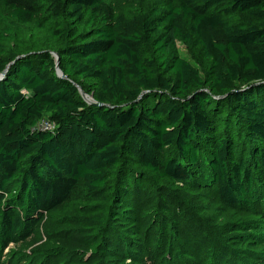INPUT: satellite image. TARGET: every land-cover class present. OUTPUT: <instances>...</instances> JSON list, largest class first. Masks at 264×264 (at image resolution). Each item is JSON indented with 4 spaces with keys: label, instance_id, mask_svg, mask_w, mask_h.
Listing matches in <instances>:
<instances>
[{
    "label": "trees",
    "instance_id": "16d2710c",
    "mask_svg": "<svg viewBox=\"0 0 264 264\" xmlns=\"http://www.w3.org/2000/svg\"><path fill=\"white\" fill-rule=\"evenodd\" d=\"M44 117L54 130L34 129ZM152 174L264 217V0H162L131 15L109 0H0V255L78 187L141 237ZM181 200L168 209L184 212ZM124 236L110 254L165 247ZM220 249L216 264H238L242 252Z\"/></svg>",
    "mask_w": 264,
    "mask_h": 264
},
{
    "label": "rangeland",
    "instance_id": "374dc122",
    "mask_svg": "<svg viewBox=\"0 0 264 264\" xmlns=\"http://www.w3.org/2000/svg\"><path fill=\"white\" fill-rule=\"evenodd\" d=\"M109 1L118 13L131 15L148 10L162 0ZM34 33L29 30L28 36ZM179 46L182 55L190 58L184 44L179 42ZM171 152L174 150L164 153ZM142 188V195L136 202V213L142 221L141 237L129 233V225L110 220L115 208L112 201L105 205L89 202L78 187L65 207L48 214L39 223L32 237L6 248L0 255V264H56L57 258L64 260V256L74 257L70 262L73 264H216L217 257L224 256L220 244L242 252L239 253L240 261L264 264V217L255 216L258 212L255 205L248 210L223 206L204 188L195 186L194 191L181 190L156 174L143 178ZM167 194H171L169 201ZM181 197L184 212H171L168 206ZM95 216L98 218L93 220ZM126 233L151 250L157 245L165 247L160 253L156 252L159 248L149 253L144 249L137 261L115 255L116 251L110 254L108 244L112 240L125 244Z\"/></svg>",
    "mask_w": 264,
    "mask_h": 264
},
{
    "label": "water",
    "instance_id": "95a60500",
    "mask_svg": "<svg viewBox=\"0 0 264 264\" xmlns=\"http://www.w3.org/2000/svg\"><path fill=\"white\" fill-rule=\"evenodd\" d=\"M54 55H55V58H56V71H57V74H58L60 77H62V78H67V75H66V74L61 70V68H60V57H59L58 53L54 52ZM22 56H24V55H22ZM5 74H6V70L2 73V76H1V77L3 78ZM80 92H81L83 98H84L87 102H89V103H95V104H97V105H101L100 102H97V101H95L94 99L89 100L88 97H87V93H86L81 87H80Z\"/></svg>",
    "mask_w": 264,
    "mask_h": 264
},
{
    "label": "built area",
    "instance_id": "2783aa9c",
    "mask_svg": "<svg viewBox=\"0 0 264 264\" xmlns=\"http://www.w3.org/2000/svg\"><path fill=\"white\" fill-rule=\"evenodd\" d=\"M55 127H56V124L53 121H51L47 117H44L36 124L34 129L52 131L55 129Z\"/></svg>",
    "mask_w": 264,
    "mask_h": 264
},
{
    "label": "bare ground",
    "instance_id": "6f19581e",
    "mask_svg": "<svg viewBox=\"0 0 264 264\" xmlns=\"http://www.w3.org/2000/svg\"><path fill=\"white\" fill-rule=\"evenodd\" d=\"M87 97H88L89 100H92L93 99V97L90 96V95H88V94H87Z\"/></svg>",
    "mask_w": 264,
    "mask_h": 264
}]
</instances>
